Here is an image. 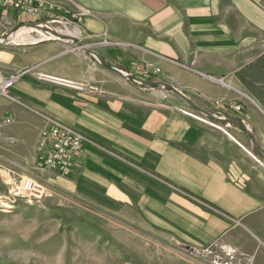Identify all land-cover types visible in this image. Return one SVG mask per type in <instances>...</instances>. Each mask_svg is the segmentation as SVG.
I'll list each match as a JSON object with an SVG mask.
<instances>
[{"label":"crops","instance_id":"1","mask_svg":"<svg viewBox=\"0 0 264 264\" xmlns=\"http://www.w3.org/2000/svg\"><path fill=\"white\" fill-rule=\"evenodd\" d=\"M72 1L65 4L69 11L90 10L83 26L87 43L106 32L130 44L104 50L90 45L109 64L134 70L137 61L143 72L160 68L162 80L209 110L240 116L264 151V104L245 91L247 81L258 79L249 71L260 65L264 47V0ZM92 64L64 42L0 52V72L35 67L38 73L17 82L14 96L97 144L84 145L80 167L69 176L38 167L31 174L46 123L29 112L20 116L0 97V117H17L4 134L16 139V161L25 166L20 179L31 177L26 180L108 210L139 211L186 248L218 242L264 264V164L250 153L240 126L187 115L183 111L192 110L184 106L133 104ZM230 104L242 110L236 113Z\"/></svg>","mask_w":264,"mask_h":264},{"label":"rangeland","instance_id":"2","mask_svg":"<svg viewBox=\"0 0 264 264\" xmlns=\"http://www.w3.org/2000/svg\"><path fill=\"white\" fill-rule=\"evenodd\" d=\"M65 7L66 10L57 14L53 19L34 20L22 13H12L11 16H9L10 13H7V15H5L6 13L2 14L0 17V36L15 27L51 21L50 25L54 29H59V31L64 29V25L72 30L74 27L79 29L81 42L98 53L99 51L90 45L101 47L103 50L116 47L124 49L130 45L120 40L109 39L106 32L98 37L97 42L87 43L83 29L85 22L82 24L71 22L70 15H72L73 11H69L66 5ZM3 17L5 21L2 22ZM70 23L73 24L70 25ZM31 36L35 39L40 37L35 32L31 33ZM103 38L107 39L112 45L100 46L99 44ZM26 43H10L0 46V52L23 49L42 42L31 40ZM64 43L70 45L74 53H82L77 44ZM259 60L260 65L257 69L249 71L250 74L253 73L254 77L257 76L258 79L247 81L245 91L253 92L254 96L264 104V47H262V44L259 50ZM132 64L135 68L134 70L115 67L130 72L141 79L143 70L139 71L140 63L133 61ZM91 66L104 74V79L110 80L112 88L133 104L163 105L164 107L173 108L184 106L191 110L179 97L169 92L159 89L145 91L131 85L115 74L107 71L103 72L94 63ZM31 68L33 69V74H38L35 67ZM3 69V72H0V77L3 78H8L13 72L19 71L9 72L5 68ZM185 69L192 70V67L189 66ZM150 70L151 72L159 70V72L157 75L153 74L149 79L144 78L142 80L167 82L160 78V68H150ZM7 72L9 74L3 75V73ZM245 76L246 74H243V78ZM167 83L174 85L171 82ZM176 87L179 88L178 86ZM12 88L8 90L7 96L0 95V97L8 102L9 105H12L16 109L15 112L20 114V116H25L22 112H29L37 115L40 119L42 118L46 123V116L41 115L38 110L14 96L11 93ZM191 97L197 104L209 110L196 100V97ZM217 105H219L218 102ZM240 107L242 108L241 105ZM7 118L12 119V123L8 126L16 123L17 117L9 115ZM239 118L241 117L239 116ZM8 126H4L0 130V152L5 155L3 160L0 159V167L4 166L10 170V172L2 171V168H0V264H211L209 260L193 254L191 249L178 244L166 230L157 228L154 225L151 226L150 221L142 217L139 211L108 210L101 204L86 201L56 186L49 187L45 184L41 186L44 189V195L38 202L33 204L21 203L14 209L4 207V203H8L6 201L9 198L11 183L20 179L19 176L23 173L22 169L25 168V166L16 161L15 152L17 151L14 149L17 144H14L16 139L4 134ZM42 131L38 141L37 153L38 147L42 142ZM9 140L15 141L9 142ZM34 165L31 166V174L33 172L38 173L36 163ZM23 178V180H26L31 177ZM223 246L216 242L207 247L220 249Z\"/></svg>","mask_w":264,"mask_h":264},{"label":"built area","instance_id":"3","mask_svg":"<svg viewBox=\"0 0 264 264\" xmlns=\"http://www.w3.org/2000/svg\"><path fill=\"white\" fill-rule=\"evenodd\" d=\"M74 4L72 0H0V13L26 14L34 20L53 19L57 14L66 10L65 4ZM90 15V10L77 6L76 10L70 15V20L74 24H82ZM5 18H2V22ZM51 23V21H47ZM73 23H70L73 24ZM100 46L112 45L107 39H102ZM159 70L151 72L147 69L141 73V79H149L153 74L157 75ZM33 74L32 68L13 72L8 78L0 77V95L7 96L10 90L25 75ZM39 79L50 82H59L51 76L38 75ZM236 112L242 108L232 104L230 107ZM187 115L194 113L183 111ZM12 123L10 118L0 117V130L4 126ZM228 137H232L226 133ZM234 140V139H233ZM97 146L81 131L71 127L59 120L46 117V127L42 131V142L38 147V168H48L57 172L60 176H68L80 167V154L85 144ZM44 195V189L32 180L18 179L11 183L8 207L13 209L21 203L33 204L38 202ZM193 254L210 261L211 264H253V258L240 254L238 251L229 249L225 246L220 249L207 248H188Z\"/></svg>","mask_w":264,"mask_h":264},{"label":"water","instance_id":"4","mask_svg":"<svg viewBox=\"0 0 264 264\" xmlns=\"http://www.w3.org/2000/svg\"><path fill=\"white\" fill-rule=\"evenodd\" d=\"M26 27L32 31V33L37 34H50L54 38L43 39L39 42H47V41H58V42H71L73 44H77L78 48L81 50L82 54L91 60L94 64L102 68L103 70L115 74L121 77L126 82L131 85L142 89V90H164L169 92L177 97H179L193 112L211 120L215 123H226L227 126H231V124H237L243 128L247 139L250 145L251 153L264 164V151L259 147L256 142L253 131L250 126L243 119L224 113L219 110L210 111L199 104L195 100L192 99L191 96L187 95L183 90L177 88L176 86L162 81H148L137 78L134 74L130 72H126L122 69H119L115 66L109 64L97 51L91 50L88 46L84 45L79 37L63 35L59 33L56 29H54L49 22H36L30 23L25 26L15 27L10 29L8 32L0 36V46L7 45L11 43V36L17 32L19 29ZM230 142H234L231 137H228ZM189 248V247H188Z\"/></svg>","mask_w":264,"mask_h":264},{"label":"bare ground","instance_id":"5","mask_svg":"<svg viewBox=\"0 0 264 264\" xmlns=\"http://www.w3.org/2000/svg\"><path fill=\"white\" fill-rule=\"evenodd\" d=\"M63 28L64 29H61L60 31L57 28H56V30L63 35L80 37L81 32H79V29L74 27V29L72 30V29L68 28L66 25H64ZM31 33H32V31L30 29L23 27L11 36V39H10L11 43H18V44L23 43L24 44V43L31 41V40L38 42V41L43 40V39L54 38L50 34H40L39 35L40 37L38 39H35L33 36H31ZM67 85H68V83H67ZM7 204L8 203H4V207L13 209L12 207H8L9 205H7Z\"/></svg>","mask_w":264,"mask_h":264},{"label":"trees","instance_id":"6","mask_svg":"<svg viewBox=\"0 0 264 264\" xmlns=\"http://www.w3.org/2000/svg\"><path fill=\"white\" fill-rule=\"evenodd\" d=\"M239 128L242 130V132H244V130L241 127H239Z\"/></svg>","mask_w":264,"mask_h":264}]
</instances>
